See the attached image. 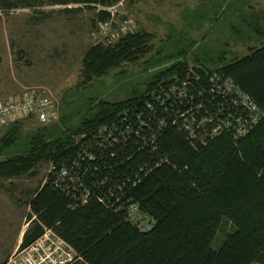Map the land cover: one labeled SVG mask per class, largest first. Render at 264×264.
<instances>
[{
    "label": "trees",
    "instance_id": "1",
    "mask_svg": "<svg viewBox=\"0 0 264 264\" xmlns=\"http://www.w3.org/2000/svg\"><path fill=\"white\" fill-rule=\"evenodd\" d=\"M31 1L78 5L63 10L76 13L123 0H0V10L29 7ZM106 16L100 12L98 19ZM238 17L248 35L264 38L262 13L239 11ZM150 39L137 32L112 46H91L81 62L82 85L145 57ZM188 55L178 48L155 61L159 70L142 91L134 88L116 102L86 99L76 125L37 130L20 152L3 155L19 141L21 125L9 126L0 140V180L34 176L41 163L54 168L27 202L20 249L49 229L83 264H264V45L242 58L222 54L216 64L193 57L200 65L193 70ZM212 75L231 80L263 115L239 140L230 130L200 142L183 129L191 116L216 118L222 112L220 119L245 118L243 109L213 90ZM183 82L187 92L181 99L169 87ZM64 167L76 184H55ZM130 203L154 221L150 231L139 232L126 221Z\"/></svg>",
    "mask_w": 264,
    "mask_h": 264
},
{
    "label": "rangeland",
    "instance_id": "2",
    "mask_svg": "<svg viewBox=\"0 0 264 264\" xmlns=\"http://www.w3.org/2000/svg\"><path fill=\"white\" fill-rule=\"evenodd\" d=\"M78 7L32 2L29 7L0 10V99L33 91L52 102L55 114V119L44 126L35 119L19 122V141L3 155L20 152L37 130L51 131L54 126L63 130L76 125V114L86 99L116 102L134 88L142 91L144 82L159 70L153 66L155 61L180 47L189 53L188 69L193 70L200 66L193 63V57L208 65L209 61L216 64L222 54L242 58L264 45V38L248 35L242 19L237 18L239 11L247 15L260 12L264 17V0H123L96 10L63 11ZM100 12L107 15L102 20L98 19ZM233 27L237 33L232 32ZM137 32L151 36L145 57L82 85L81 62L91 46H112L125 35ZM8 128L0 125V140ZM49 168V164L41 163L35 166L34 176L0 180V264L20 249L28 228L27 202L46 179ZM227 230L225 227L218 233L216 245Z\"/></svg>",
    "mask_w": 264,
    "mask_h": 264
},
{
    "label": "built area",
    "instance_id": "3",
    "mask_svg": "<svg viewBox=\"0 0 264 264\" xmlns=\"http://www.w3.org/2000/svg\"><path fill=\"white\" fill-rule=\"evenodd\" d=\"M212 76L210 81L213 84V90L230 98L237 108L243 109L245 118L238 116L231 119V117L223 116L220 119L222 112H219L216 118L207 115L197 120L191 116L183 122V129L192 139L200 142L209 138L213 139L230 130L234 132V139L239 140L258 124L263 115L247 96L238 91L231 80L217 75ZM186 86L187 83L183 82L178 87L171 85L169 88L172 94L179 95V98L183 99L186 97ZM24 119H35L39 125L43 126L51 123L55 119L52 102L33 91L6 100L0 99V125L7 127ZM52 171H54L53 166L48 173ZM75 178L65 167L60 168L55 184L65 180L76 184ZM84 202L85 198L82 199V203ZM125 211L126 221L136 230L145 233L152 229L154 221L142 212L137 203H130ZM76 262L82 263L81 258L53 230L45 229L38 239L23 249H17L3 264H76Z\"/></svg>",
    "mask_w": 264,
    "mask_h": 264
},
{
    "label": "crops",
    "instance_id": "4",
    "mask_svg": "<svg viewBox=\"0 0 264 264\" xmlns=\"http://www.w3.org/2000/svg\"><path fill=\"white\" fill-rule=\"evenodd\" d=\"M81 264H83V263H81Z\"/></svg>",
    "mask_w": 264,
    "mask_h": 264
}]
</instances>
